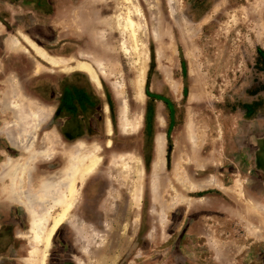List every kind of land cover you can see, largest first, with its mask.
<instances>
[{
	"label": "rangeland",
	"instance_id": "374dc122",
	"mask_svg": "<svg viewBox=\"0 0 264 264\" xmlns=\"http://www.w3.org/2000/svg\"><path fill=\"white\" fill-rule=\"evenodd\" d=\"M134 2L147 51L141 101L136 57L121 50L127 38L112 22L125 0H0V264H29L32 247L26 208L5 200V164L27 154L4 128L42 107L51 114L33 143L38 152L49 134L53 155L35 158L24 190L63 169V151L76 144L96 145L102 157L78 185L80 201L47 264H264V0ZM21 34L71 68L90 64L101 88L84 71L41 60ZM121 99L140 118L131 135L118 125ZM112 157L140 158L138 201Z\"/></svg>",
	"mask_w": 264,
	"mask_h": 264
},
{
	"label": "bare ground",
	"instance_id": "6f19581e",
	"mask_svg": "<svg viewBox=\"0 0 264 264\" xmlns=\"http://www.w3.org/2000/svg\"><path fill=\"white\" fill-rule=\"evenodd\" d=\"M125 2L129 6L126 7L124 16L119 15L112 22L116 24L127 38L122 44L121 50L126 55L136 57L132 64V69L135 73L132 86L136 98L141 101L143 99L147 51L146 44L142 40L143 29L141 30V26L134 19V15L138 19H142L143 14L139 6L135 5L134 0H125ZM106 24H110V20L106 21ZM114 24L111 26L114 27ZM21 38L41 60L53 67L61 68L66 72L72 69L84 71L89 75L91 82L98 88H101L99 75L90 64L83 61H76L75 66L71 68L68 66L67 61L59 57L51 56L27 35L21 34ZM9 45L16 49L21 48L19 39H12L9 41ZM111 72H104V74L108 76ZM112 86L115 89H121L123 87L120 82L114 83ZM19 101L16 103L13 102V105L17 106L16 108L19 107ZM5 104L4 101L2 107L5 108ZM50 114L51 109L43 107L40 110L36 109V112H32L29 120L18 114L14 117L13 123L4 128V130L6 129L4 134L9 143L16 149L27 154L24 162L9 158V161L5 164V166L8 165V172L6 174L10 176L11 181L10 186H8L9 191L5 194V200L19 202L26 208L29 214L30 225L28 237L29 241L32 242L27 259L29 264H47L49 250L55 233L64 222L71 218L73 210L80 201L81 191L78 185H83L87 179L93 176L98 171L102 161L98 146L93 145L92 147L90 145L88 147L84 143L76 144L68 152L63 151V156H65L63 169L45 175L41 179V187L38 191L24 190L22 184L23 177L30 171L35 158L40 156H43L45 159L52 158L53 150L48 143L51 139L49 134L45 135L43 145L38 152L35 151V145L33 143L40 127L48 120ZM139 123L140 118L138 116H131L127 101L121 99L118 124L120 130L127 135H131L138 130ZM107 133L109 135L113 134V126L110 119L107 120ZM108 146H111V141H108ZM156 148L157 156L160 158L163 152V145L159 138L156 140ZM39 153H43L44 155H40ZM111 167L117 168L121 177L131 182L129 188L131 198L133 201H138L140 194V186L138 183L141 182L143 176L140 158L135 157L131 164H129L125 160H118L112 157Z\"/></svg>",
	"mask_w": 264,
	"mask_h": 264
}]
</instances>
